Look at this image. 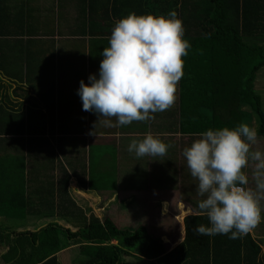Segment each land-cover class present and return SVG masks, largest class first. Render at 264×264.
Returning <instances> with one entry per match:
<instances>
[{
	"label": "crops",
	"instance_id": "1",
	"mask_svg": "<svg viewBox=\"0 0 264 264\" xmlns=\"http://www.w3.org/2000/svg\"><path fill=\"white\" fill-rule=\"evenodd\" d=\"M109 1L0 0V226H35L52 218L85 225L93 216L104 221L113 206L137 213L136 200L142 199L161 216L172 207L182 219L201 214L198 182L182 153L199 138L190 129L210 124L213 109L220 119L223 108L226 113L236 105L235 72L231 76L215 57L205 61L199 46L204 37H184L196 46L183 57L174 106L147 122L94 128L98 116L83 111L77 90L81 80L88 84L89 75L98 76L101 53L109 46ZM140 3L121 0L119 15H141ZM154 3L156 16L172 11L168 0ZM18 29L20 35H14ZM262 69L255 88L264 93ZM251 127L258 131L255 116ZM148 133L172 145L165 156L137 158L128 152L133 139ZM257 137L253 150L264 152V138ZM244 171L254 187L252 169ZM260 226L259 236L255 229L251 233L264 254V219ZM79 246L58 253L59 264H77ZM138 263L135 256L123 262Z\"/></svg>",
	"mask_w": 264,
	"mask_h": 264
},
{
	"label": "trees",
	"instance_id": "2",
	"mask_svg": "<svg viewBox=\"0 0 264 264\" xmlns=\"http://www.w3.org/2000/svg\"><path fill=\"white\" fill-rule=\"evenodd\" d=\"M120 1H109L107 18L113 23L112 29L122 19L118 13ZM165 1L158 0V4ZM140 2L141 15H157L154 0ZM171 4V10L183 22L184 37H204L199 46H203L205 61L211 63L215 57L222 69L231 70V76L235 72L236 105L227 108L226 113L223 108L220 119L218 109H213L210 124L189 131L201 134L229 127L230 119L236 127L241 123L251 127L255 116L259 122L257 134L264 138L263 101L255 89L257 74L264 67V0H168ZM14 35H20V30ZM226 76L229 78V74ZM142 200L146 201L136 200L137 213L122 212L113 206L105 213L104 221L93 216L85 225L55 218L19 228L1 224L0 261L59 264L58 253L80 245L77 264H123L126 256H135L138 264H264L262 246L251 232L238 239H230V234L194 235V226H210L205 215L193 212L182 219L177 208L172 207V212L161 216L151 211L149 200ZM151 220L177 221L175 241L166 235L158 236L160 230L153 227ZM168 230L173 237L172 227Z\"/></svg>",
	"mask_w": 264,
	"mask_h": 264
},
{
	"label": "clouds",
	"instance_id": "3",
	"mask_svg": "<svg viewBox=\"0 0 264 264\" xmlns=\"http://www.w3.org/2000/svg\"><path fill=\"white\" fill-rule=\"evenodd\" d=\"M184 32L175 11L167 16L130 13L115 22L98 76L89 75L88 84L81 80L77 90L83 111L98 116L94 128L98 123L122 127L147 122L174 106L183 57L191 47ZM257 139L256 129L241 123L234 129H209L184 148L186 166L202 197L198 209L210 223L194 226V235L238 239L261 224L264 152L253 150ZM171 146L148 133L133 139L127 150L137 158L163 157ZM249 168L254 187L244 171Z\"/></svg>",
	"mask_w": 264,
	"mask_h": 264
},
{
	"label": "rangeland",
	"instance_id": "4",
	"mask_svg": "<svg viewBox=\"0 0 264 264\" xmlns=\"http://www.w3.org/2000/svg\"><path fill=\"white\" fill-rule=\"evenodd\" d=\"M262 72H263V69H261L258 72V74H257L258 78L261 76ZM256 79H257V77H256ZM255 85H256V82H255ZM256 91H257V89H256ZM258 92H260L262 95H264L263 91L258 90ZM167 192H169V190ZM151 223H152L154 228H157V229L160 230V231H158V234H159L158 236L166 235L172 240V242H174L175 241L174 239L177 238L178 234L174 233V231L176 230L177 225H178L177 221L172 223V221H162V220L155 221V220H151ZM261 224H262V222H261ZM171 227H172V231H173V237H171V234H170V232L168 230V229H171ZM161 229H164L165 232L163 233ZM261 230H262V227L259 225L255 229V234H257L259 236ZM253 233H254V230H253Z\"/></svg>",
	"mask_w": 264,
	"mask_h": 264
}]
</instances>
